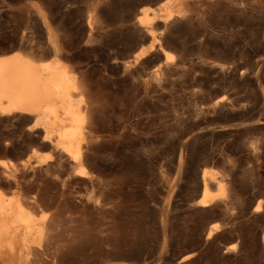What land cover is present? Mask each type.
Wrapping results in <instances>:
<instances>
[{
	"label": "rangeland",
	"instance_id": "1",
	"mask_svg": "<svg viewBox=\"0 0 264 264\" xmlns=\"http://www.w3.org/2000/svg\"><path fill=\"white\" fill-rule=\"evenodd\" d=\"M37 10L84 85L75 98L92 145L77 164L31 118L0 119L4 203L56 197L32 212L54 229L29 263L264 264V0H0L1 52L44 53ZM143 12L156 17L148 26ZM146 28L151 46L140 41ZM202 167L216 170L207 187L219 198L191 206ZM140 230L141 246H84L67 261L85 239L126 233L136 243Z\"/></svg>",
	"mask_w": 264,
	"mask_h": 264
},
{
	"label": "bare ground",
	"instance_id": "2",
	"mask_svg": "<svg viewBox=\"0 0 264 264\" xmlns=\"http://www.w3.org/2000/svg\"><path fill=\"white\" fill-rule=\"evenodd\" d=\"M177 1L180 3L182 0ZM37 17L39 19L38 30L45 33L47 38L42 54L48 56L46 60H49L50 64L41 59L42 54L39 52L13 51L4 53V51H0V119L6 115H17L26 120L31 118L30 127L40 126L43 130V140H48L73 162L79 164L81 160L88 158V149L92 145V129L88 117V108L85 104L79 105V100L75 98L84 93V85L78 80L72 67L61 59L58 40L45 14L37 10ZM169 17L170 14H166L165 17L157 18V20L165 21ZM136 18L139 24L148 26L150 20H154L156 17L152 16L151 19H148L146 13L143 12ZM146 29L147 31L140 41L150 39L149 46H151L154 41L153 34L148 31V28ZM146 51L144 49L135 52L133 60L143 56ZM162 54L163 61L171 58L168 51L163 50ZM223 102V96L218 97L213 100L211 107L222 106L224 105ZM75 173L79 176L85 175L84 171L80 169ZM216 173L215 169L206 167L200 169L199 180L197 181L195 178L194 181L192 180V185L194 187L199 185L200 189L198 197L190 203L191 206L205 207L219 198L218 195L210 193L207 187L208 181L214 180ZM218 185L222 188L221 184ZM39 188L41 190V187ZM42 192L36 193L30 199H16L8 204L4 203L0 195V264H23V259L25 264H30V256L38 255L40 247L47 245L48 234L51 232L53 235L52 230L50 231V229H54V224L50 228V222L54 223L52 218L49 217L50 220L47 218V222H43L46 219L40 221L32 214L40 205L38 201L44 202L45 205H42V202L41 205L46 207H51L55 202L56 197H50L53 194L48 196ZM118 192L120 191L118 190ZM260 206L261 202L257 200L254 209L257 210ZM137 223L136 228L141 229L143 224ZM213 229L209 227L206 236H209ZM125 234L123 236H105L101 240H97L95 237L96 240L86 241L85 239V242L80 240L82 243L80 242L78 245L76 242H72L76 246L67 254L69 260L65 259L66 256L63 259L64 261L76 260L83 254L84 246H102L103 243L116 247L141 246L145 240L142 231L138 233L139 236L134 238H137L136 243L126 240ZM90 237L92 236L90 235ZM138 249L137 252L139 253ZM121 252L119 256L122 255ZM127 253L129 254V250ZM116 254H118L117 251ZM96 255L102 257L104 252L98 250Z\"/></svg>",
	"mask_w": 264,
	"mask_h": 264
},
{
	"label": "snow or ice",
	"instance_id": "3",
	"mask_svg": "<svg viewBox=\"0 0 264 264\" xmlns=\"http://www.w3.org/2000/svg\"><path fill=\"white\" fill-rule=\"evenodd\" d=\"M235 249H236V245H232V250L234 251Z\"/></svg>",
	"mask_w": 264,
	"mask_h": 264
}]
</instances>
